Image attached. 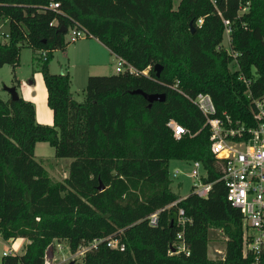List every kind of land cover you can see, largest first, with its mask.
<instances>
[{"label": "trees", "instance_id": "16d2710c", "mask_svg": "<svg viewBox=\"0 0 264 264\" xmlns=\"http://www.w3.org/2000/svg\"><path fill=\"white\" fill-rule=\"evenodd\" d=\"M0 20L8 23L0 69L15 67L23 47L47 52L39 69L52 114V125H43L30 101L0 99V235L28 241L23 254L1 264H44L56 244L75 253L109 237L125 249L101 242L82 264H251L241 255L242 214L220 181L222 161L185 96L207 93L217 116L254 125L251 101L264 96V0H0ZM224 20L229 52L222 47ZM74 25L138 74L89 76L83 102L75 101L68 74L48 70L54 51L69 44L59 30ZM137 90L165 100L148 107L131 94ZM172 119L187 132L179 140L167 127ZM39 142L72 159L62 182L34 159ZM172 160L201 163L203 181L212 184L207 198L191 194L167 208L180 199L171 190ZM178 208L191 218L183 231L188 257L168 255L180 231ZM158 210L151 227L147 217ZM212 231L225 240L223 260L208 257Z\"/></svg>", "mask_w": 264, "mask_h": 264}, {"label": "built area", "instance_id": "2783aa9c", "mask_svg": "<svg viewBox=\"0 0 264 264\" xmlns=\"http://www.w3.org/2000/svg\"><path fill=\"white\" fill-rule=\"evenodd\" d=\"M58 4H51L50 8L55 9ZM202 20H198L201 24ZM225 35L229 34V22L224 20ZM69 36L68 43H75L78 40L91 38L87 32L78 25L70 26L66 30ZM6 40L8 35H3ZM229 52V51H228ZM47 52L42 51L41 57L46 59ZM127 71L129 74H138V72L128 65L122 58L116 57V74ZM142 74L147 76V72ZM242 80V78H239ZM246 83L245 80H243ZM247 84V83H246ZM201 113L205 120L204 127L210 133L211 151L217 160L222 161V176L226 190V200L234 208L238 209L243 218V233L241 239V255L243 259H249L251 264H264V96L257 100H252L253 126H247L242 122L233 121L229 116L222 114L216 115V108L211 96L207 93H199L194 98L185 96ZM174 139L179 140L187 135L186 130L175 120L167 123ZM192 171L190 173L193 179V193L198 198L208 197L212 184L205 183L206 177L200 174L199 169L203 168L200 162H192ZM176 170L173 175H178ZM183 199H179L173 204L175 206ZM158 210L147 217L148 224L155 227L158 224ZM191 218L186 216L182 208L177 210L176 226L180 231L176 234L175 242L170 246L168 255L184 254L190 255V250L183 237V231ZM1 237V235H0ZM106 242V246L111 249L123 251L124 245L117 238H106L104 240H94L89 244L81 245L73 253L74 256L83 257L84 254L95 248L99 243ZM63 243L56 244L54 252H47L45 263L47 264L50 255L63 248ZM221 253L213 249V260L224 259L216 253ZM16 255L11 249L2 254V257Z\"/></svg>", "mask_w": 264, "mask_h": 264}, {"label": "rangeland", "instance_id": "374dc122", "mask_svg": "<svg viewBox=\"0 0 264 264\" xmlns=\"http://www.w3.org/2000/svg\"><path fill=\"white\" fill-rule=\"evenodd\" d=\"M7 33V21L0 20V42L5 40L3 35ZM68 39L69 36L65 35L66 42ZM98 44L93 38L81 39L75 43H69L65 49L54 51L53 57L48 63L50 73L60 74L63 72L68 74L71 82V94L77 102H83L84 100V89L88 76L110 75L108 71L106 72L104 66L94 65L95 62L103 64L106 59L104 47ZM222 47L230 51L227 35H224ZM40 56V52H34L28 47H23L20 51L18 64L15 67L5 65L0 69V99L7 100L9 98L5 88L15 87L17 85L16 90L19 97L21 95H27L33 101L31 103H33L35 110H37V115L35 116L36 122L43 125H52V121L48 120L46 122V116L52 118V114L45 100L46 91L39 69ZM115 62L116 60L114 61L113 59V73H115ZM34 159L43 166L53 181L62 182L68 177L72 159L55 157L54 149L47 143H36ZM192 167V162L180 160H172L168 164L171 190L180 199H184L193 193V179L190 177ZM176 170L179 174L174 176L173 172ZM199 172L202 175L205 174L203 168H200ZM26 241L25 239L5 241L0 237V264L2 254L8 252L9 249L16 255L23 253ZM62 245V249L50 255L47 264H68L70 262L82 264V257L74 256L65 243ZM224 247L225 240L222 234L219 231H212L209 237L208 257L213 258V249L223 253Z\"/></svg>", "mask_w": 264, "mask_h": 264}, {"label": "water", "instance_id": "95a60500", "mask_svg": "<svg viewBox=\"0 0 264 264\" xmlns=\"http://www.w3.org/2000/svg\"><path fill=\"white\" fill-rule=\"evenodd\" d=\"M191 31L193 32V28L191 29ZM59 32L65 34L66 33V29L59 30ZM160 70H161V68L159 66H155L154 67V71H155L156 77L159 76ZM5 91L8 93L10 100L15 101V100H17L19 98V95H18L17 90H16L15 87L5 88ZM131 94L141 95L145 99V101L148 103V107H150L151 104L154 103V102H163L165 100V95L164 94H146V93H143L140 90L131 92ZM103 189L104 188L102 186H99V190L100 191H103ZM215 253H216V255H219V257H223V253H218V254H217V252H215ZM68 264H74V262H70Z\"/></svg>", "mask_w": 264, "mask_h": 264}, {"label": "crops", "instance_id": "0c3cea01", "mask_svg": "<svg viewBox=\"0 0 264 264\" xmlns=\"http://www.w3.org/2000/svg\"><path fill=\"white\" fill-rule=\"evenodd\" d=\"M97 43H99L100 45H102L99 41H97L96 39H94ZM98 44V45H99ZM101 47V46H100ZM102 47H104L103 45H102ZM104 49V51H106V52H104V53H106V59L104 60V63L102 64V63H98V62H95L94 63V65H100V66H104L105 67V69H106V72L108 71V74H110V75H113V74H116V72L115 73H113V70H114V68H113V59H114V61L116 60V57H115V55H113L109 50H107L105 47L103 48ZM106 49V50H105ZM89 77V76H88ZM21 97L24 99V100H27V101H30V102H33L31 99H29V97H27V95H21ZM45 100H46V98H45ZM37 115V110H35V116ZM50 117V116H49ZM46 122H48V120L49 121H52V118L50 117V118H48V116H46ZM45 122V123H46ZM47 124V123H46ZM28 244V241H26V243H25V246ZM21 254H23V253H21ZM21 254H17V255H21Z\"/></svg>", "mask_w": 264, "mask_h": 264}]
</instances>
